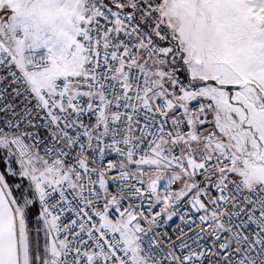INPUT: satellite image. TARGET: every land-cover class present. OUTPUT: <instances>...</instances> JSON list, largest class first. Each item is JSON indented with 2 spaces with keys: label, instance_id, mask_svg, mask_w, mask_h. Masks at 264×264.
Listing matches in <instances>:
<instances>
[{
  "label": "snow or ice",
  "instance_id": "1",
  "mask_svg": "<svg viewBox=\"0 0 264 264\" xmlns=\"http://www.w3.org/2000/svg\"><path fill=\"white\" fill-rule=\"evenodd\" d=\"M0 264H264V0H0Z\"/></svg>",
  "mask_w": 264,
  "mask_h": 264
}]
</instances>
